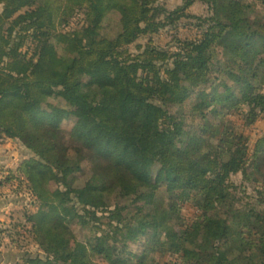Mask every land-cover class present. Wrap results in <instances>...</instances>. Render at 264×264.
<instances>
[{"label": "trees", "instance_id": "obj_1", "mask_svg": "<svg viewBox=\"0 0 264 264\" xmlns=\"http://www.w3.org/2000/svg\"><path fill=\"white\" fill-rule=\"evenodd\" d=\"M262 120L264 0H0V142L30 154L41 250L12 264H264Z\"/></svg>", "mask_w": 264, "mask_h": 264}, {"label": "rangeland", "instance_id": "obj_2", "mask_svg": "<svg viewBox=\"0 0 264 264\" xmlns=\"http://www.w3.org/2000/svg\"><path fill=\"white\" fill-rule=\"evenodd\" d=\"M162 2L170 10H174L183 4V0H162ZM189 12L206 16L209 14V9L203 2H197L190 8ZM83 18V13L72 18L65 30L71 31L80 26L83 23ZM188 24V20L183 19L177 28L169 27L155 36V41L165 48L175 49L178 39H188L199 35V30ZM146 42L147 38H142L139 41V43L144 44ZM234 121L238 124L241 123L239 117H234ZM249 131L252 135H264V120L259 121ZM0 143V163L2 165L0 166V229H7L0 236V254L6 255V260L12 264L26 253L25 250L35 253L41 251L30 232L32 224H29L26 218V214L34 213L37 210L36 197L31 193L29 180L18 178L21 164L30 157V154L26 152L27 150L22 144L15 142V140L7 139ZM12 176L14 179L8 181V177ZM70 177L71 175L68 176V178ZM234 178L240 180L241 176ZM250 192L253 191L250 190ZM185 212L188 216L195 217L198 210L187 205ZM98 263L105 264L101 260H98Z\"/></svg>", "mask_w": 264, "mask_h": 264}, {"label": "crops", "instance_id": "obj_3", "mask_svg": "<svg viewBox=\"0 0 264 264\" xmlns=\"http://www.w3.org/2000/svg\"><path fill=\"white\" fill-rule=\"evenodd\" d=\"M0 145H1V143H0ZM2 158H4V157H2ZM0 166H2L1 163H0ZM4 233L5 232H0V236H2V234H4ZM0 264H11V263L6 260V255L0 254Z\"/></svg>", "mask_w": 264, "mask_h": 264}]
</instances>
